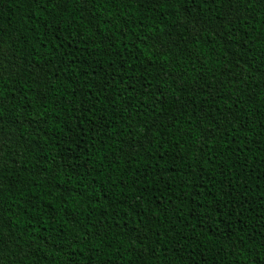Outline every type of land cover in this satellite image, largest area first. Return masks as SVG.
Wrapping results in <instances>:
<instances>
[{"label":"trees","instance_id":"obj_1","mask_svg":"<svg viewBox=\"0 0 264 264\" xmlns=\"http://www.w3.org/2000/svg\"><path fill=\"white\" fill-rule=\"evenodd\" d=\"M0 264H264V0H0Z\"/></svg>","mask_w":264,"mask_h":264}]
</instances>
